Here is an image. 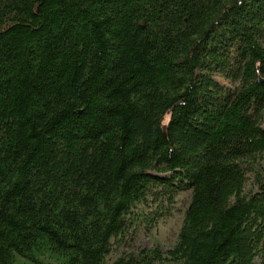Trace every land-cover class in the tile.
<instances>
[{
    "label": "trees",
    "instance_id": "16d2710c",
    "mask_svg": "<svg viewBox=\"0 0 264 264\" xmlns=\"http://www.w3.org/2000/svg\"><path fill=\"white\" fill-rule=\"evenodd\" d=\"M262 161L264 0H0V264H108L156 190L175 244L111 264H264Z\"/></svg>",
    "mask_w": 264,
    "mask_h": 264
},
{
    "label": "rangeland",
    "instance_id": "374dc122",
    "mask_svg": "<svg viewBox=\"0 0 264 264\" xmlns=\"http://www.w3.org/2000/svg\"><path fill=\"white\" fill-rule=\"evenodd\" d=\"M217 82L232 86V83L218 75ZM264 168V161H262ZM253 188L252 176L248 175L245 192ZM190 199L189 190H180L174 195H167L159 190L149 195L147 200L138 204L133 210L129 226L118 238L112 239L107 263L116 258L141 248L158 247L162 252L170 250L176 242L183 221L184 213Z\"/></svg>",
    "mask_w": 264,
    "mask_h": 264
}]
</instances>
